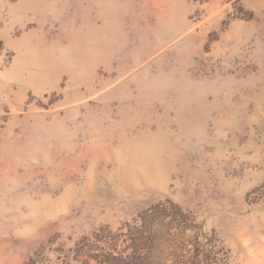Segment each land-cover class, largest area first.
<instances>
[{"label":"rangeland","instance_id":"374dc122","mask_svg":"<svg viewBox=\"0 0 264 264\" xmlns=\"http://www.w3.org/2000/svg\"><path fill=\"white\" fill-rule=\"evenodd\" d=\"M149 210L154 258L264 264V0H0V264Z\"/></svg>","mask_w":264,"mask_h":264},{"label":"trees","instance_id":"16d2710c","mask_svg":"<svg viewBox=\"0 0 264 264\" xmlns=\"http://www.w3.org/2000/svg\"><path fill=\"white\" fill-rule=\"evenodd\" d=\"M158 208V206H155ZM152 207L150 210L153 213L155 209ZM145 211L139 216L141 222L139 225L131 226L129 223L123 224L117 228L114 234L96 233L93 235L92 244L86 246V263L89 260H97V264H167L162 258H154L155 251L152 241L144 235L148 230L153 219L156 218L155 214ZM161 226V223H159ZM101 242L103 245V252L100 255L88 254L91 249L99 247L96 243ZM184 257L181 253L175 254V258Z\"/></svg>","mask_w":264,"mask_h":264}]
</instances>
